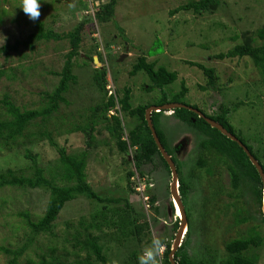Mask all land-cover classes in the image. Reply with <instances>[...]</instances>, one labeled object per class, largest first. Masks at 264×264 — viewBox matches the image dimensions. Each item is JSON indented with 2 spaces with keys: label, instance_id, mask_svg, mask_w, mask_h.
Wrapping results in <instances>:
<instances>
[{
  "label": "rangeland",
  "instance_id": "rangeland-1",
  "mask_svg": "<svg viewBox=\"0 0 264 264\" xmlns=\"http://www.w3.org/2000/svg\"><path fill=\"white\" fill-rule=\"evenodd\" d=\"M189 1L194 0H118L113 18L103 24L95 19L99 2L91 0H40L41 16L34 22L19 9L20 0H0V36L6 37L4 43L0 37V47L35 33L37 22L42 23L44 31L62 35L72 31L86 17V29L92 27L95 30L93 35L86 32L88 35L79 50L81 56L72 60L76 81L69 83L63 95L66 102L59 105L46 129L51 131L55 144L64 148L68 155L86 151L85 180L100 197L126 198L131 209L125 207L124 200L113 207L124 206V212L138 218L141 215V220L148 222L147 232H141V243L134 240L131 246L125 247L113 242L107 244L109 249L105 255L109 264H129L131 254L136 251L139 255L153 235L165 238L172 246L171 237L177 231L173 233L174 224L178 222L179 227L180 223L171 204L170 173L157 157L152 164L141 168L142 178L150 184L148 189L136 184V176L127 181V171H135L130 162L131 155L126 157L128 164L124 161L125 155L118 151L116 140L104 126H95L91 140L83 133L73 131L86 123L91 107L106 100L110 94L121 99L126 88L131 90L132 107L158 100V89L147 92L151 83L143 71L130 75L138 57L154 62L156 68L164 67L177 74V79L164 91L168 95L178 93L183 82L188 90L182 99L185 105L214 116L221 112V107L231 109L229 123L253 147L264 165V84L260 75L247 57L214 58L242 44L245 37L252 36L264 25V0H220L219 7L211 14L180 11L171 16V11ZM93 45L102 59L99 61L95 55L97 63H93L94 67L107 71L106 95L93 81V64L82 59ZM108 46L110 52H107ZM68 51L66 39L37 40L33 50L20 46L7 58L0 55V99L6 95L21 111L41 107L45 103L43 94L51 93L59 83L57 73L61 71ZM189 62L214 69L217 76L215 91L199 89L207 79ZM119 109L120 105H117L116 110ZM114 114L120 117L114 110L108 112L109 116ZM121 116L125 138L136 121ZM5 117V110L0 105V120ZM33 122L40 123V119ZM159 123L166 149L181 163V173L192 186L187 196L192 217L186 247L190 259L197 261L209 255L217 259L224 257L223 244L256 233L263 238V243L250 253L257 256V264H264V222L261 207L249 184L243 179L237 189L231 188L229 162L211 150L199 147L205 137L203 133L173 117L172 112H163ZM36 129L31 126L30 132H36ZM26 152L43 168L53 165L58 158L57 150L47 140L27 142L11 151L0 148V170L11 169L29 175L32 161L24 157ZM200 155L207 165H198ZM151 195L156 201L153 205L149 204ZM48 199L49 193L40 189H0V246L12 251L20 249L31 236V229L20 214H27L36 221L44 214ZM101 208L102 205L84 197L67 203L50 234L35 237L15 264H27V259L37 263L39 255L50 254L46 250L48 246L56 248V255L73 251V235L80 230L79 223L90 222L91 216ZM154 209H157L156 213ZM242 217H246L244 222H240ZM106 219L112 224L110 229L118 232L117 219L108 215ZM102 231L108 233L110 230ZM11 259L10 255L0 252V264H8Z\"/></svg>",
  "mask_w": 264,
  "mask_h": 264
},
{
  "label": "trees",
  "instance_id": "trees-1",
  "mask_svg": "<svg viewBox=\"0 0 264 264\" xmlns=\"http://www.w3.org/2000/svg\"><path fill=\"white\" fill-rule=\"evenodd\" d=\"M56 1L61 2V0ZM91 1H93V3L99 2L97 5V12L95 13V19L103 24L110 22L114 16V9L118 0H106L103 3L100 2V0ZM219 4L220 0L189 1L171 11V16L180 11H193L195 14H211L219 7ZM87 22L88 20L85 17L72 31L62 35L50 30L44 31L42 23L37 22V30L35 33L29 34L24 40L15 41L12 45L6 43L4 46L0 47V55L7 58L10 56L11 52L18 51L20 46L33 50L34 42L37 40L58 41L66 39L69 42V51L65 55L63 67L61 71L57 73V76L60 77L59 83L51 93L45 92L43 94L45 103H43L41 107L38 109L21 111L11 103L6 95L0 99V105L3 106L6 114V117L0 120V148L11 151L27 142L31 143L33 141H42L45 139L49 142L50 146L57 150L58 153V158L53 165L51 164L50 166L43 168L38 165L35 157L26 152L24 157L32 161V172L29 175H24L23 172L16 173L11 169L5 171L0 170V189L5 187L29 190L40 189L49 193L45 212L36 221L31 220L27 214H20V216L25 219V223L31 229V236L28 238L27 242L20 249L14 251L0 246V252L12 257L8 264H15L16 260L34 242L35 237L41 234H50L65 205L79 197L95 201L102 205V208L91 216L90 222L83 221L79 223L80 230L77 231V234L73 235V251L66 252L65 255L61 256L55 254V247L48 246L46 248L47 252L50 253L48 256L39 255L37 263H35V261L33 262L31 259H27V264H109L108 256L105 255L106 251L109 249V247H107L109 242H113L122 247L131 246L134 240L141 243L143 241L141 239V232H147V229L149 228L146 219L144 221L141 220V218H143L141 215L139 218L133 217L124 212V206L117 205L116 207H113V204H118L120 201L124 200L125 207L131 209L126 198L114 199L112 197H100L92 187L86 183V151L79 154L68 155L64 148H59L55 144L51 131H47L46 129L52 115L58 111L59 105L66 102L63 95L67 92L69 83H74L76 81V76L72 74V60L77 56H81L79 50L82 45L81 43L88 35L86 32L88 31L89 34L93 35V32L95 31L92 27L86 29ZM254 34L255 36H253ZM254 34L245 37L242 44L235 45L226 53H219L215 55L214 58L217 60L243 57L249 58L260 75L261 83L264 84V25L256 30ZM108 50L109 46L107 52H110ZM95 55L99 58V61H102L100 53L96 50V45H93L90 46L82 59H84L85 62L93 64V57ZM110 58H112V56ZM188 64L198 67L207 79L204 86H199L200 90H216L217 76L214 73V69L206 68L192 62H189ZM155 65L154 62H147L145 57L140 56L137 58L130 71V75H135L142 71L146 74L151 83L147 87V92L158 89L160 95L155 103L132 107L130 103L131 90L126 88L122 92L121 99H117L115 94H110L106 97V100H102L100 103L91 107L89 109L90 113L86 123L83 126H77L73 129V131L83 133L87 136V139H89L95 126H104L107 132H109L116 140L117 149L121 154L125 155L124 161L128 164L129 162H127L128 159H126V157H129V153L131 155L130 162L133 163L135 171H127V174L125 175L127 181H129L134 175H138L139 178L143 179L142 177L144 174L141 168L146 164H152L155 157L159 159L165 169L170 173L169 168L161 157L147 126L145 110L152 105L160 106L168 103L184 104L182 99L188 93V90L182 82L181 90L178 93L168 95L164 90L177 79V74L175 72L167 71L164 67L156 68ZM94 66L95 65L93 64V81L99 91L103 92V95H106L107 71L105 68H96ZM117 105H120L118 111L116 110ZM192 108L197 109L194 106ZM112 110H114L115 113H119L120 117L115 114L109 116L108 112ZM220 110L221 112L216 116L204 115L219 123L228 132L238 138L258 161L264 171V165L261 163L258 154L254 152L253 147L248 145L229 123L228 114L231 109L229 110L228 108L221 107ZM171 112L173 117L179 121L187 123L203 133L205 137L199 142V147L204 150H211L217 155L222 156L225 162H229L227 170L230 176L231 188L237 189L239 181L244 179L246 183L249 184V187H251L256 200L258 201V205L261 207V179L255 167L251 164L248 157L237 143L231 141L216 129L211 128L203 119L187 109H174ZM121 114L130 119H135L136 121V124H134L128 131L125 138L121 127L123 123V119L121 118L123 116H121ZM162 114L163 111L151 113V121L161 145L172 157V160L175 163L178 173V191L187 220L185 237L181 246L175 252L173 260L176 264H257V256L250 252L252 249H257L262 245L263 238L256 233L251 237L234 239L223 244V252L225 253L224 257L217 259V257L208 254L209 256L207 258L195 261L191 260L188 256L186 247L190 237L192 217L191 211L187 205V196L189 195L192 186L189 184L190 181H187L181 173V163L172 156V152L166 149L165 136L159 126V119ZM38 118L40 119V123H34L33 121ZM31 126L37 128L36 132H30ZM89 140L87 141L88 146L90 143ZM197 163L198 165H205L207 162L203 156L200 155ZM128 187L131 188L130 183ZM155 202V197L151 195L149 204L151 203L153 205ZM154 210L156 213L157 209ZM107 215L111 219L112 217L117 219L115 226L117 227L116 229L118 232L114 233L110 229L112 228V224L109 222V219H106ZM245 220L246 217H242L240 222H244ZM261 220L264 222L263 215ZM103 229H109L110 231L105 233L102 231ZM177 229L178 222L174 224L173 233H175ZM97 232L99 234H97ZM171 238L174 239V236ZM170 248L171 244L168 243V248L162 257V264H171L168 260ZM93 257L95 260H93ZM137 257L138 254L135 251L128 259L129 264H137Z\"/></svg>",
  "mask_w": 264,
  "mask_h": 264
},
{
  "label": "water",
  "instance_id": "water-1",
  "mask_svg": "<svg viewBox=\"0 0 264 264\" xmlns=\"http://www.w3.org/2000/svg\"><path fill=\"white\" fill-rule=\"evenodd\" d=\"M123 56H125V55H123ZM121 59H122V56H121ZM93 62L97 63V59L94 57H93ZM174 109H187V110L195 113L199 118L203 119L211 128L216 129L222 135H224L225 137H227L231 141L237 143V145L244 151V153L248 157L251 164L255 167V169H256V171H257V173L261 179V182H262V212L264 214V171H263L261 165L258 163V161L253 157V155L249 152V150L246 148V146L238 138H236L234 135H232L230 132H228L219 123H217L214 120L206 117L198 109L186 106L184 104L168 103V104H164V105H160V106L153 105V106L148 107L145 110V120H146L147 126L151 132L152 138H153V140L157 146V149H158L161 157L166 162V164L169 168V171H170L171 182H170V186H169V191H170L172 203H173V201H175L178 204V206L180 207L181 212H182V216L180 217L179 227L177 229L175 239L173 241L170 253L168 255V260L170 261L171 264H176L175 261L173 260V256H174L175 252L177 251V249L181 246L182 239L184 238V235L187 231V220H186L183 205H182V202L180 200V195H179V191H178V173L176 170V166H175L171 156L165 151L164 147L161 145V142L157 137L156 131H155L153 124H152V121H151V113L160 112V111H163V112L172 111Z\"/></svg>",
  "mask_w": 264,
  "mask_h": 264
},
{
  "label": "clouds",
  "instance_id": "clouds-1",
  "mask_svg": "<svg viewBox=\"0 0 264 264\" xmlns=\"http://www.w3.org/2000/svg\"><path fill=\"white\" fill-rule=\"evenodd\" d=\"M40 8H41L40 0H20L19 9L22 10L24 15L30 21L34 22L40 18V16H41ZM0 37H3V36H0ZM5 39H6V37H3V43H4ZM113 48H114V46H112V49ZM165 112H171V111H165ZM134 176L137 177L136 178V180H137L136 184H139V186H143L145 188L150 186V184H146V181L144 178L141 179V178H139L138 175H134ZM178 185H179V183H178ZM144 197H146V196H144ZM171 204H173L172 200H171ZM176 218L178 220H180V216H176ZM167 248H168V242L165 238H162L159 235H153L150 239V242L145 245V247L142 249L141 253L138 255L137 264H162V257L164 255V253L166 252ZM114 264H115V262H114Z\"/></svg>",
  "mask_w": 264,
  "mask_h": 264
},
{
  "label": "bare ground",
  "instance_id": "bare-ground-1",
  "mask_svg": "<svg viewBox=\"0 0 264 264\" xmlns=\"http://www.w3.org/2000/svg\"><path fill=\"white\" fill-rule=\"evenodd\" d=\"M173 206H174V210H175V215L181 217L182 216L181 209L175 201H173Z\"/></svg>",
  "mask_w": 264,
  "mask_h": 264
},
{
  "label": "flooded vegetation",
  "instance_id": "flooded-vegetation-1",
  "mask_svg": "<svg viewBox=\"0 0 264 264\" xmlns=\"http://www.w3.org/2000/svg\"><path fill=\"white\" fill-rule=\"evenodd\" d=\"M204 114V113H203ZM184 209V208H183ZM261 212H262V200H261ZM174 214H175V211H174ZM262 215H263V217H264V214H263V212H262ZM177 232V231H176ZM175 235H176V233H175ZM175 235H174V239H175ZM185 236V235H184ZM174 239H173V241H174ZM184 239V238H183ZM183 239H182V241H183ZM182 243V242H181ZM172 247V246H171ZM170 250H171V248H170Z\"/></svg>",
  "mask_w": 264,
  "mask_h": 264
},
{
  "label": "built area",
  "instance_id": "built-area-1",
  "mask_svg": "<svg viewBox=\"0 0 264 264\" xmlns=\"http://www.w3.org/2000/svg\"><path fill=\"white\" fill-rule=\"evenodd\" d=\"M144 198H145L146 200H148V199H149V198L147 199V197H144Z\"/></svg>",
  "mask_w": 264,
  "mask_h": 264
},
{
  "label": "snow or ice",
  "instance_id": "snow-or-ice-1",
  "mask_svg": "<svg viewBox=\"0 0 264 264\" xmlns=\"http://www.w3.org/2000/svg\"><path fill=\"white\" fill-rule=\"evenodd\" d=\"M179 214V213H178Z\"/></svg>",
  "mask_w": 264,
  "mask_h": 264
}]
</instances>
